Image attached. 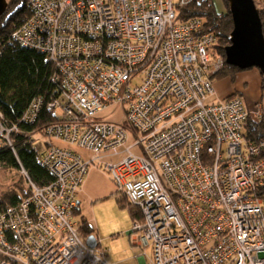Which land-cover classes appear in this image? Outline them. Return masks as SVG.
Wrapping results in <instances>:
<instances>
[{"label":"built area","instance_id":"1","mask_svg":"<svg viewBox=\"0 0 264 264\" xmlns=\"http://www.w3.org/2000/svg\"><path fill=\"white\" fill-rule=\"evenodd\" d=\"M23 1L30 16L13 38L63 76V101L46 104L61 114L46 134L102 158L134 140L105 169L141 216L133 242L151 247L152 264H264L263 144L244 137L253 115L239 95L207 102L225 62L203 19H181L188 0ZM118 105L121 120H96ZM45 148L52 181L28 180L30 198L0 212V264H108L74 220L92 159Z\"/></svg>","mask_w":264,"mask_h":264},{"label":"trees","instance_id":"2","mask_svg":"<svg viewBox=\"0 0 264 264\" xmlns=\"http://www.w3.org/2000/svg\"><path fill=\"white\" fill-rule=\"evenodd\" d=\"M8 2L7 11L0 17V168L13 169L16 178L0 195V212L30 198L29 182L41 187L52 181L51 174L39 159L48 145L37 150L33 135L51 138L46 132L58 121V116L50 112L46 104L58 95V101H63V76L56 74V65L43 52L25 47L13 38L15 29L30 16L29 8L23 0ZM222 2L224 10L218 12L213 0H188L180 16L182 20L203 19L204 32L215 37V48L225 60L223 48L230 45L229 35L233 25L228 4L226 0ZM253 2L256 6L255 0ZM258 12L264 35V9H258ZM227 70L239 71L224 63L221 74ZM38 99H42L41 107L34 119H27L25 116L31 103ZM244 137L256 145L262 143L264 152V117L256 123L249 122ZM261 191H264V185ZM256 194L260 198L264 195L260 191ZM123 198L117 199L118 205L128 211L131 219L139 220L138 210L129 206ZM79 231L81 236L87 237L91 236L93 229L86 225L79 227Z\"/></svg>","mask_w":264,"mask_h":264},{"label":"rangeland","instance_id":"3","mask_svg":"<svg viewBox=\"0 0 264 264\" xmlns=\"http://www.w3.org/2000/svg\"><path fill=\"white\" fill-rule=\"evenodd\" d=\"M177 1L174 0V2ZM213 1L218 12L224 10L222 0ZM6 2L8 5V0ZM255 3L257 9H264V0H255ZM224 49L225 47L223 48L225 52ZM222 71L223 69L212 79L214 95L209 97L207 102L215 103L223 100L227 97L221 98V96L223 97L226 93H230L233 90V94L240 96L244 109L253 115V118H250L247 124L260 121L264 117V95L262 91V86L264 90V83L262 74L255 67L243 71L227 70L224 74H221ZM217 86L221 87L220 96L217 95ZM55 114L59 117L61 114L60 110L58 109ZM103 117L116 122L121 120L124 115L120 111V105H118L115 109H108L99 114L96 120H103ZM138 138H142V135L139 134ZM33 139L37 147L39 145L42 147L45 145L58 146L71 150L85 162H89L92 159V164H90L83 176L74 198L79 203L76 207L74 220L79 227H85L86 225L92 227L91 236L98 242L97 248L106 251L108 264H152L151 247L144 248L134 244L133 241L138 237V234L131 233L129 235V231L134 223L137 222V219H131L128 211L118 205L117 199L124 196L114 184L110 173L105 169L106 165H115L125 159L124 150L129 148L134 141L131 136L124 147L117 151L116 155L114 152L104 153V158L95 157L92 153L77 145L63 143L41 134H34ZM132 153L141 157V154L136 149H132ZM15 178L13 169L0 168V195L4 193L3 190L14 182ZM32 219V214H29L28 222ZM52 224L55 225V222ZM48 229V226L44 227L43 231L46 233Z\"/></svg>","mask_w":264,"mask_h":264},{"label":"water","instance_id":"4","mask_svg":"<svg viewBox=\"0 0 264 264\" xmlns=\"http://www.w3.org/2000/svg\"><path fill=\"white\" fill-rule=\"evenodd\" d=\"M226 2L233 28L229 35L230 45L225 48V64L240 71L255 67L262 74L264 83V35L258 9L253 0ZM7 6L6 0H0V17ZM86 243L90 248L96 247L92 236L86 238Z\"/></svg>","mask_w":264,"mask_h":264},{"label":"crops","instance_id":"5","mask_svg":"<svg viewBox=\"0 0 264 264\" xmlns=\"http://www.w3.org/2000/svg\"><path fill=\"white\" fill-rule=\"evenodd\" d=\"M217 95L218 96H220V92H221V87L220 86H217ZM230 94H233V90L230 92V93H226L223 97L221 96V98H225V97H228V95H230ZM77 190H78V188H77ZM81 190H82V188H81ZM81 190H80V192H81ZM77 192V191H76ZM77 194V193H76ZM77 204H79L78 202H77ZM134 243V242H133ZM135 244V243H134Z\"/></svg>","mask_w":264,"mask_h":264},{"label":"bare ground","instance_id":"6","mask_svg":"<svg viewBox=\"0 0 264 264\" xmlns=\"http://www.w3.org/2000/svg\"><path fill=\"white\" fill-rule=\"evenodd\" d=\"M96 1H100V0H96ZM94 3H97V2L94 1ZM97 4H98V3H97ZM5 12H6V11H5ZM4 14H5V13H4ZM4 14H3V15H4ZM3 15H2V16H3ZM29 48H30V47H29ZM33 49H35V48H33ZM228 97H229V98H232V97H233V94L228 95ZM72 225H73V222H72Z\"/></svg>","mask_w":264,"mask_h":264}]
</instances>
